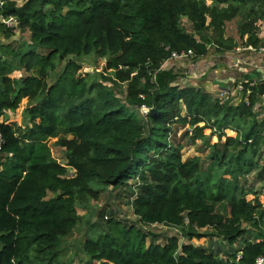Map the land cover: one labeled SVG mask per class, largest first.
<instances>
[{
    "label": "trees",
    "instance_id": "1",
    "mask_svg": "<svg viewBox=\"0 0 264 264\" xmlns=\"http://www.w3.org/2000/svg\"><path fill=\"white\" fill-rule=\"evenodd\" d=\"M232 22L241 47L262 45L264 0H0V264H64L60 246L81 220L78 203L129 180L141 228L100 215L80 264H254L264 256V212L257 197L245 199L254 193L247 176L264 181V117L253 109L264 83L239 71L241 97L222 101L174 84L176 73L162 68L173 53L190 50L194 59L208 45L232 48L224 34ZM13 27L27 30L28 42H9ZM91 55L105 60L100 79L80 75L76 59ZM106 81L124 84V97ZM23 100L21 123L8 121ZM142 105L144 123L131 110ZM198 140L210 151L206 167L199 155L182 158ZM152 223L180 238L147 243L143 226ZM202 237L226 248L193 243Z\"/></svg>",
    "mask_w": 264,
    "mask_h": 264
},
{
    "label": "rangeland",
    "instance_id": "2",
    "mask_svg": "<svg viewBox=\"0 0 264 264\" xmlns=\"http://www.w3.org/2000/svg\"><path fill=\"white\" fill-rule=\"evenodd\" d=\"M18 5L22 4L25 0H13ZM182 27L186 31H191V26L189 22H187L186 18H182ZM15 27H13L14 29ZM225 39L228 43H230L232 48L224 47L215 48L216 45H208L207 53L199 58H191L189 56L182 58H170L168 59L162 68H171L177 75V79L174 84L185 87H200L206 89L208 92L212 93L214 96H219V85L220 86H230L232 87L231 81H239L242 80L241 73L238 71L237 67L234 66L235 59L240 58L243 60L245 67L250 70L251 64L259 65L264 61L263 57L257 56L255 54H251L247 51L236 52L235 48H242L241 41L239 40L238 34L235 29V22L230 23L225 32ZM260 41L264 43V25L260 28ZM29 32L27 30L14 29V34L8 40L14 46H17L19 43L28 42ZM76 61L82 65L80 70V75L86 74L94 79H100V75L103 71V66L105 63L104 59H100L95 57L94 55L88 57H80L77 58ZM63 62L60 64L59 69H62ZM111 76V71L107 73ZM17 75V74H16ZM56 74L53 75L52 79ZM52 79L48 81L51 83ZM105 85L110 86L115 91L116 95L120 98L124 97L125 85L119 84L117 86H112L111 82H103ZM234 98L230 101H236ZM25 101L23 100L20 106L13 112H8L7 117L11 119H15L14 121L20 122L22 120V107L25 105ZM131 109V108H130ZM254 112L258 115V119L261 120L264 117V95H259L257 97L256 103L254 105ZM137 116H139L142 123H144L145 117H143L139 109L132 108L131 109ZM9 119V121L11 120ZM187 128V124L184 126L179 125L177 129V135H180L182 131ZM205 134H208V129H206ZM227 135H233L232 132L226 131ZM57 138V137H56ZM56 138L49 139V144L52 149V154L61 163H65L64 158V149L60 146L54 144ZM216 141V137L212 136L210 139V143ZM223 141V140H222ZM197 146H184L182 149V158L186 159L189 156L199 155L202 157V164L204 167L209 163V155L210 151L203 144L200 145L199 140L196 142ZM69 174L71 169L68 168ZM247 186L250 188L252 194H247L245 196L246 200H251L253 197H257L258 201L261 204V208L264 212V181L262 179L256 178L252 173L247 176ZM133 180L128 181V185L125 187H119L116 189L108 188L106 191H103L98 200L90 201L86 204L77 205V213L81 216V220L78 225L62 240V244L60 246V260L64 264H80L81 261L85 260V256L82 252V242L88 236L93 237V233L91 232L92 224H98L97 228L101 230L103 226L104 219L103 217H113L115 219L120 220L123 224L131 225L134 227L141 228L137 223V219L133 216V212L131 206L129 204L128 195L129 190L132 187ZM96 230V229H94ZM144 232V231H143ZM201 233H210L209 229H202ZM147 234V243L151 241L153 237L157 242H163L166 237L169 236H177L180 238L178 231L172 229L170 227L164 226H153L150 227V233L144 232ZM218 239L210 240L209 238L202 237L199 240H193L194 244H199L204 247H210L211 245L216 246ZM225 246V245H224ZM226 248V246H225Z\"/></svg>",
    "mask_w": 264,
    "mask_h": 264
},
{
    "label": "built area",
    "instance_id": "3",
    "mask_svg": "<svg viewBox=\"0 0 264 264\" xmlns=\"http://www.w3.org/2000/svg\"><path fill=\"white\" fill-rule=\"evenodd\" d=\"M3 22L5 24H7L8 26H13L16 24V21L13 17H8L6 19H3ZM259 37H260V34H259ZM235 50H236V52L247 51L251 54H255L257 56L264 58V43L260 46H257V47H253L251 45H248V46L242 47L240 49L235 48ZM187 56H189V57L192 56V52L190 50H188L186 52H181L179 54L173 53L170 58L177 59V58H182V57H187ZM164 63H163V65H164ZM234 66L237 67L238 71L248 73L250 75V77L253 79L251 84H253L255 81L260 82V83L261 82L264 83V61L259 65H256V64L253 65L250 63L251 68H250V70H248L243 63V60H241L240 58H236ZM231 82H232V87L225 86V85H223V86L219 85V87H218L219 88L218 89L219 90V93H218L219 96L218 97L216 96L218 99H220L222 101L227 100V99H230L233 95H236L235 97H237V95H240V97H241V95L243 93V82L244 81L243 80H239V81L235 80V81H231ZM235 97H233V99ZM139 111L141 112V114L145 115L149 112V109L142 105L139 108ZM1 144H2V139L0 136V149H1ZM104 218L106 219L107 217L104 216ZM153 226H155V227H157V226L166 227L167 225H163V224H159V223H152V224L143 226V230L145 232H148L150 230V227L153 228ZM167 227H170V226H167ZM170 228H172V227H170ZM172 229H175V228H172ZM254 264H264V256L257 257L254 261Z\"/></svg>",
    "mask_w": 264,
    "mask_h": 264
},
{
    "label": "crops",
    "instance_id": "4",
    "mask_svg": "<svg viewBox=\"0 0 264 264\" xmlns=\"http://www.w3.org/2000/svg\"><path fill=\"white\" fill-rule=\"evenodd\" d=\"M196 59V58H195ZM23 108V107H22ZM8 113V112H7ZM6 113V114H7ZM8 118V117H7ZM9 119H11V118H8V121H9ZM15 119H11L10 121H14ZM52 150V149H51ZM54 156V155H53ZM58 160V159H57ZM59 162H60V160H58ZM61 163V162H60ZM134 216V215H133ZM135 217V216H134ZM136 218V217H135ZM137 219V218H136ZM215 239V238H214ZM224 242H222V241H220V240H218L217 241V245L216 246H213V245H211L210 247H206V248H208V249H214V248H218L219 247V249L220 248H222L223 249V247H224V244H223ZM237 246V243L236 244H234L233 246H232V248H234V247H236ZM204 247V246H203Z\"/></svg>",
    "mask_w": 264,
    "mask_h": 264
}]
</instances>
